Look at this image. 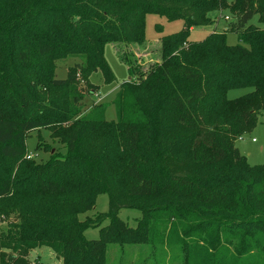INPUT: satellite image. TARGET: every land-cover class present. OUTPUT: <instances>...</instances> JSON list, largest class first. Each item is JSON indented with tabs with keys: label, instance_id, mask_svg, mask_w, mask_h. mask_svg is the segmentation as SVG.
Segmentation results:
<instances>
[{
	"label": "trees",
	"instance_id": "trees-1",
	"mask_svg": "<svg viewBox=\"0 0 264 264\" xmlns=\"http://www.w3.org/2000/svg\"><path fill=\"white\" fill-rule=\"evenodd\" d=\"M43 1L26 0L28 7L22 6L23 13L13 23L29 20L32 9ZM80 1L86 3L75 6L81 22L77 39L62 30L56 33L51 27L40 37L36 53L38 57L61 58L72 53L84 57L85 64L72 66L66 79L54 78L52 69L40 72L43 80L56 88L71 89L69 109L50 113L48 117L15 118L0 108V161L22 159L27 153L26 139L30 132L54 130L56 126L67 152L65 165L57 167L51 161L33 169V181L28 176L0 178V199L17 197L22 185L30 188V196L41 193L59 198L50 215L32 214L30 218L35 221L27 226H16L8 235L0 232L2 264H28V252L39 245L51 247L62 264H99L110 243L121 238L152 242L157 227H161L158 232L161 242L173 232L181 231L180 235L186 238L192 232L205 231L197 244L211 246L207 235L217 234L220 263L228 253L224 244L232 233L235 234L232 240L240 241L243 252H247L250 244L264 239V165L250 167L234 142L252 129L264 110V0H235L232 4L239 13L236 22L195 43L188 40L190 32L211 25L212 13L228 9L230 4L226 0H139L134 4V0H102L106 4L102 11L98 0ZM148 14L164 16L168 21L181 20L184 24L181 32L160 39L162 63L143 73L138 64H133L117 48V56L127 65L131 79L119 88L115 101L117 124L104 120L102 107L94 117L72 124L84 100L74 85L77 73L86 76L88 86H94L89 77L97 72L103 74L106 84L112 83L115 78L105 61V46L144 44ZM255 16L262 27L250 25ZM229 31L238 34V45H227ZM34 35L32 31L28 34ZM18 60L23 67H31L27 51L21 50ZM146 85L167 90L162 101L168 104L166 112L172 117L175 137L170 147L160 148L153 158L148 155L150 151H141L143 129L152 125V121L145 119V110L153 101L138 94ZM232 89L251 91L229 100L227 93ZM47 100L46 96L41 101ZM47 104L54 109L53 102ZM65 123L71 124L63 127ZM109 125H116L123 133L125 176L129 181L127 198L160 199V203L142 206L118 202L105 182L88 192L79 185L84 179L91 181L92 175L86 166L92 160L82 149L83 134L100 135ZM164 130L172 131L168 126ZM95 172H99L97 166ZM61 178L66 180H57ZM73 178L78 181L73 182ZM101 194L109 196V211L97 219L81 221L79 216L91 211ZM124 208L142 212L135 228L118 217ZM106 221L108 224L103 226ZM99 227L102 228L98 239L85 238L86 230ZM167 228L173 232L168 233ZM28 231L36 234L18 240V236ZM213 248L217 250L216 243ZM3 249L16 254L7 257Z\"/></svg>",
	"mask_w": 264,
	"mask_h": 264
},
{
	"label": "rangeland",
	"instance_id": "rangeland-1",
	"mask_svg": "<svg viewBox=\"0 0 264 264\" xmlns=\"http://www.w3.org/2000/svg\"><path fill=\"white\" fill-rule=\"evenodd\" d=\"M99 1V9L102 11L106 4ZM139 0H134L133 4ZM229 5L227 10H220L212 13L210 19L213 21L207 27L194 28L189 35V42H202L213 32H222L229 23L236 22L239 17L238 11L234 8L235 0H226ZM86 1L80 0H44L37 8L32 9V16L25 22L13 23L20 17L22 6L28 7L26 0H0V108L4 109L15 118L27 117H48L50 113L58 110L67 111L70 106L69 96L71 89L68 86L55 87L44 81L41 73L43 70L52 69L56 79H66L69 69L76 63L85 64V59L80 53L68 54L65 57H38L37 46L41 36L54 27L56 33L61 30L66 32L70 38L77 39L80 32V23L76 16L75 6H82ZM221 14V15H220ZM225 18H228L226 20ZM93 20H98L95 18ZM108 24V21H105ZM250 25L262 27L257 16ZM97 29L95 23L90 25ZM184 29L183 21H168L164 16L148 14L145 18V43H112L105 46V61L112 71L115 80L106 84L101 72L94 73L89 77V82L94 86L86 85L85 75L77 73L74 85L84 96L81 102L80 113L73 121L89 119L94 117L104 108V120L117 124V110L115 101L121 91L120 86L129 79L128 67L120 61L117 56V48L122 50L133 64H138L141 72L145 73L155 64L162 63V48L160 39L177 34ZM32 31L34 37H29ZM226 42L228 46L238 45V34L227 32ZM21 50L29 53L31 67H23L18 54ZM135 81V78L133 79ZM251 89H232L227 93L229 100H236L249 93ZM166 89L157 88L153 85L143 86L139 91L141 98H149L151 102L146 105L145 119L152 121L143 129L142 152L148 153L151 158L160 150L171 146L174 136L172 130V117L166 112L167 103L162 101ZM48 97L46 103L41 100ZM129 97V101L131 102ZM53 102L54 109L48 107L47 103ZM26 104L27 107L24 105ZM47 104V105H46ZM53 104V105H54ZM155 106V107H154ZM206 107V104H204ZM157 109H161L160 112ZM70 123V124H71ZM63 124V127L70 125ZM164 126L170 127V133L164 130ZM32 131L26 139L27 153L16 161H0V178L28 176L33 181V169H39L53 161V165L59 167L65 165L67 157L66 146L62 139L59 126ZM123 133L116 125L108 126L100 135L90 133L83 134L82 149L88 153L92 161L86 166L92 172L91 181L84 179L79 185L83 191H91L96 185L106 183V186L114 193L116 201L126 202L132 205H146L150 202L160 203L159 199L129 200L127 189L129 181L125 176L126 155L122 150ZM39 146V149L37 148ZM234 146L240 154L246 158L250 167L264 165V110L260 111L257 122L242 136L237 138ZM93 165V166H92ZM99 172H95V167ZM65 181L66 179H57ZM73 182L78 179L73 178ZM30 188L22 185L19 188L17 197L0 199V232L8 235L10 230L16 226H27L35 221L30 218L32 214L52 213L51 208L58 204L59 198L56 195L32 194ZM110 209L109 196L101 194L97 197L94 208L79 216L81 221L86 218L95 219L98 215L107 213ZM118 217L129 227L135 228L142 218V212L137 209L124 208L119 211ZM97 219V218H96ZM98 220H95L96 224ZM108 222H103L106 226ZM102 226V227H103ZM101 227V228H102ZM99 228L88 229L84 236L88 240L99 238ZM161 227L156 228V237L152 242L134 241L131 238H121L108 245L106 252L100 258L99 264H264V239L255 241L249 245L248 251H244L240 241L234 239V233L227 238L223 263H220V240L217 234L210 233L208 239L212 241L211 246L200 244L199 239L205 235V231L192 232L188 237H182L181 231L174 233L167 228L171 236L163 242L160 241ZM36 232H26L18 236V240L29 238ZM212 239V240H211ZM220 239V238H219ZM217 244V250L213 248ZM200 244V245H199ZM2 252L11 257L16 252L3 249ZM28 264H62L53 249L47 245H39L30 250L26 256ZM3 256L0 252V264Z\"/></svg>",
	"mask_w": 264,
	"mask_h": 264
},
{
	"label": "built area",
	"instance_id": "built-area-1",
	"mask_svg": "<svg viewBox=\"0 0 264 264\" xmlns=\"http://www.w3.org/2000/svg\"><path fill=\"white\" fill-rule=\"evenodd\" d=\"M226 20H228V18H225Z\"/></svg>",
	"mask_w": 264,
	"mask_h": 264
}]
</instances>
